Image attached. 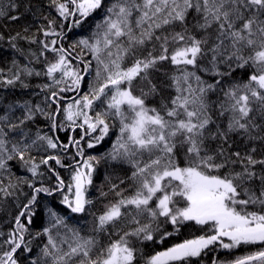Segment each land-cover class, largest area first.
Masks as SVG:
<instances>
[{
    "label": "snow or ice",
    "instance_id": "snow-or-ice-1",
    "mask_svg": "<svg viewBox=\"0 0 264 264\" xmlns=\"http://www.w3.org/2000/svg\"><path fill=\"white\" fill-rule=\"evenodd\" d=\"M0 264H264V0H0Z\"/></svg>",
    "mask_w": 264,
    "mask_h": 264
},
{
    "label": "trees",
    "instance_id": "trees-1",
    "mask_svg": "<svg viewBox=\"0 0 264 264\" xmlns=\"http://www.w3.org/2000/svg\"><path fill=\"white\" fill-rule=\"evenodd\" d=\"M64 133H61V138L63 139L64 138ZM97 183H99V181H97Z\"/></svg>",
    "mask_w": 264,
    "mask_h": 264
}]
</instances>
